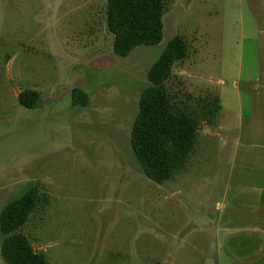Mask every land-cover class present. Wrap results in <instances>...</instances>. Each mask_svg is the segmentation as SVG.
Returning <instances> with one entry per match:
<instances>
[{
    "label": "rangeland",
    "instance_id": "rangeland-1",
    "mask_svg": "<svg viewBox=\"0 0 264 264\" xmlns=\"http://www.w3.org/2000/svg\"><path fill=\"white\" fill-rule=\"evenodd\" d=\"M163 21L158 45L120 58L106 0H0V212L38 187L20 231L48 264H234L231 253L264 264V239L225 230L264 202V184L236 180L264 159V119L240 115L248 82L264 86V0H167ZM176 35L188 53L168 88L180 99L218 95L222 108L158 184L136 160L131 128L148 71ZM76 87L87 106L73 105ZM26 89L40 93L30 108L18 97Z\"/></svg>",
    "mask_w": 264,
    "mask_h": 264
},
{
    "label": "trees",
    "instance_id": "trees-1",
    "mask_svg": "<svg viewBox=\"0 0 264 264\" xmlns=\"http://www.w3.org/2000/svg\"><path fill=\"white\" fill-rule=\"evenodd\" d=\"M167 0H106L107 28L113 50L120 58L135 48L158 45L164 36ZM188 44L176 35L148 71V86L141 92L139 110L131 128V146L143 173L163 184L183 168L201 130L218 122L220 97L211 95L180 99L168 88L176 63L184 60ZM25 107H33L40 93L26 89L18 95ZM73 105L87 106L90 95L76 87ZM41 202L38 187L8 203L0 212V253L6 264H48L20 230Z\"/></svg>",
    "mask_w": 264,
    "mask_h": 264
},
{
    "label": "crops",
    "instance_id": "crops-1",
    "mask_svg": "<svg viewBox=\"0 0 264 264\" xmlns=\"http://www.w3.org/2000/svg\"><path fill=\"white\" fill-rule=\"evenodd\" d=\"M259 36L260 39H263L264 30H260ZM259 69L260 71L264 70V60H261ZM260 83L261 80L259 79L248 82L250 90L246 91V94H249L252 97V101L246 106L242 104V110L246 112L240 114L243 119H264V102H257V94L259 93V90L264 87L260 85ZM220 130H222V125L219 122V131ZM261 159L262 157L249 163V165L253 168V173H237L236 180L238 181V183L264 184V159ZM260 208L251 213L246 212L245 214H232V217L226 221L225 230L229 234H239L245 232L254 233L257 234V238L262 241L264 239V202L263 204H261ZM240 242L241 241H239V243ZM239 243L237 244V251L235 249L236 256H241L242 253ZM234 258L235 256H233V253H231L230 260H232L233 263L236 264L237 261H235Z\"/></svg>",
    "mask_w": 264,
    "mask_h": 264
},
{
    "label": "water",
    "instance_id": "water-1",
    "mask_svg": "<svg viewBox=\"0 0 264 264\" xmlns=\"http://www.w3.org/2000/svg\"><path fill=\"white\" fill-rule=\"evenodd\" d=\"M205 130L211 132V130H209L208 128H205Z\"/></svg>",
    "mask_w": 264,
    "mask_h": 264
}]
</instances>
